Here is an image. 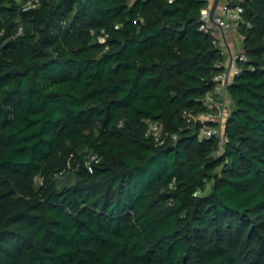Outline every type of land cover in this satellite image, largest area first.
I'll return each instance as SVG.
<instances>
[{
	"label": "trees",
	"instance_id": "1",
	"mask_svg": "<svg viewBox=\"0 0 264 264\" xmlns=\"http://www.w3.org/2000/svg\"><path fill=\"white\" fill-rule=\"evenodd\" d=\"M23 2L0 0V264H264V0L238 1L222 147L182 118L224 61L205 0Z\"/></svg>",
	"mask_w": 264,
	"mask_h": 264
},
{
	"label": "built area",
	"instance_id": "2",
	"mask_svg": "<svg viewBox=\"0 0 264 264\" xmlns=\"http://www.w3.org/2000/svg\"><path fill=\"white\" fill-rule=\"evenodd\" d=\"M240 0H219L212 19L210 20V8L213 0H205L206 6L200 11V18L197 30L208 34L213 45L219 48L222 45L226 50V60L220 65V71L213 76V88L206 92L201 98V103L206 108V112L200 115L182 113V118L187 125L194 128L198 126L199 136L203 138H214L219 147L224 146L227 138L223 133V127L228 116L229 96L228 86L233 79L241 72V63L246 62L245 55L239 51H232L228 42L227 34L237 31L242 22L243 9L238 3ZM39 6V0H25L22 3V11H29ZM21 28L18 29V33ZM103 42V39L100 40ZM221 50V49H220ZM224 55L223 50H221ZM145 136L162 145L166 140H176L175 135L164 132L161 124L154 120H144ZM219 154V151L217 152ZM96 160L91 156L84 166L91 172V163Z\"/></svg>",
	"mask_w": 264,
	"mask_h": 264
},
{
	"label": "rangeland",
	"instance_id": "3",
	"mask_svg": "<svg viewBox=\"0 0 264 264\" xmlns=\"http://www.w3.org/2000/svg\"><path fill=\"white\" fill-rule=\"evenodd\" d=\"M227 38H228V42L230 44V47L232 48L231 50L234 51V52H239L241 50L242 38L238 34V32L237 31L229 32L227 34ZM219 48L221 50H223V52H224V61H225L226 58H227L226 50H225V48L222 45H220ZM37 183H38V181H36V184Z\"/></svg>",
	"mask_w": 264,
	"mask_h": 264
},
{
	"label": "water",
	"instance_id": "4",
	"mask_svg": "<svg viewBox=\"0 0 264 264\" xmlns=\"http://www.w3.org/2000/svg\"><path fill=\"white\" fill-rule=\"evenodd\" d=\"M218 2H219V0H213V2H212L211 8H210V20L213 17V14H214L215 9H216V7L218 5ZM9 73L15 74L16 73V69H11L9 71Z\"/></svg>",
	"mask_w": 264,
	"mask_h": 264
}]
</instances>
